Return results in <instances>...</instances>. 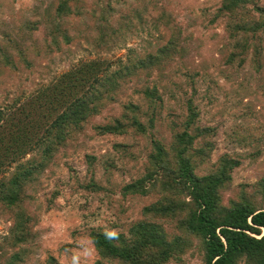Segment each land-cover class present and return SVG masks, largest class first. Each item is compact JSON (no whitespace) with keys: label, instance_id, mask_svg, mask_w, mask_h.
<instances>
[{"label":"rangeland","instance_id":"rangeland-1","mask_svg":"<svg viewBox=\"0 0 264 264\" xmlns=\"http://www.w3.org/2000/svg\"><path fill=\"white\" fill-rule=\"evenodd\" d=\"M148 1L80 0L81 15L58 20L54 14L58 0H0V46L11 51L18 45L24 52L12 55L13 69L0 67L2 115L20 116L15 111L80 63L105 62L114 69L155 53L170 33L153 12L143 22L123 29L114 45L98 47L86 37L87 27L110 31L124 16L132 15V8ZM153 1L171 14L178 26L174 59L159 65L150 77L127 82L113 105L90 118L79 134L52 154L44 157L43 148H37L18 160L43 163L25 189L23 207L34 218L32 234L21 248L12 247V212L0 205V264H94L98 256L88 237L90 230L128 235L130 226L142 219V208L154 203L157 196H125L122 188L144 174L152 138L170 144L173 134L181 129L189 100L197 108V124L215 129L209 138L214 146L210 160L196 173L207 174L223 155L239 161L221 194L223 202L233 198L239 186H254L264 178V36L259 70L253 66L251 51L242 66L228 65L234 44L228 37L231 21L227 16L214 19L222 0ZM257 2L264 5V0ZM108 4L111 12L104 21L98 14ZM92 11L97 15L93 17ZM58 22L60 30L70 29L72 38L59 48H47L44 42H50ZM152 87L161 100L149 106L143 92ZM128 103L146 114L155 111L152 127H148L147 117H140L147 133L130 128L124 135H99L94 127L119 119ZM120 145L123 147L117 149ZM16 164L6 168L5 178ZM91 181L97 188H88ZM14 255L18 258L11 260ZM178 264H200V259L189 252Z\"/></svg>","mask_w":264,"mask_h":264},{"label":"trees","instance_id":"trees-1","mask_svg":"<svg viewBox=\"0 0 264 264\" xmlns=\"http://www.w3.org/2000/svg\"><path fill=\"white\" fill-rule=\"evenodd\" d=\"M79 1L58 0L55 18L63 20L72 14L81 15L83 7ZM110 12L108 4L98 15L107 21ZM131 12V16H124L125 20H119L110 31L87 27L86 37L98 47L114 45L123 29L143 22L153 12L156 21L170 33L166 44L155 53L144 54L114 69H109L105 62L80 63L15 111L20 116L9 113L11 116L5 118L0 112V205L12 212V247L21 248L32 234L34 218L23 207L27 198L25 189L43 168L42 161L18 160L37 148H43L44 157L52 154L79 134L90 118L113 105L127 82L150 77L159 65L174 59L179 31L172 15L153 0L132 8ZM91 15L97 14L92 11ZM221 16L230 19L228 37L234 41L226 63L242 66L251 51L253 66L259 70L264 5H259L257 0H222L214 19ZM60 24H56L50 42H44L47 48L50 45L59 48L70 42V29L60 30ZM21 48L17 45L7 51L0 46V67L13 69L12 55H22ZM143 95L149 106L154 100H161L155 87L146 88ZM123 111L110 124L95 126L97 133L124 135L132 128L146 134L148 129L140 117L148 118V127L156 120L155 111L143 113L132 103L126 104ZM198 115L189 100L181 129L173 134L170 144L165 146L151 139L144 174L125 185L122 194L144 197L155 194L157 200L142 208V219L130 226L128 235L90 230L88 237L98 256L94 264H178L189 252L199 257L200 264H264V178L254 186H239L237 194L224 203L221 194L228 188L239 161L223 155L210 172L196 173L199 166L210 160L214 146L209 138L215 134L214 128L197 124ZM12 164L16 166L5 178L3 174ZM88 188L97 187L91 181ZM16 258L14 255L11 260Z\"/></svg>","mask_w":264,"mask_h":264}]
</instances>
